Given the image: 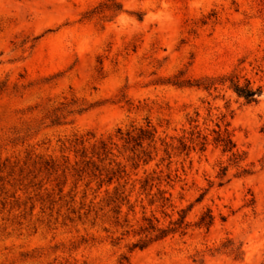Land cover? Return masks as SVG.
<instances>
[{"label": "rangeland", "instance_id": "1", "mask_svg": "<svg viewBox=\"0 0 264 264\" xmlns=\"http://www.w3.org/2000/svg\"><path fill=\"white\" fill-rule=\"evenodd\" d=\"M0 264H264V0H0Z\"/></svg>", "mask_w": 264, "mask_h": 264}, {"label": "trees", "instance_id": "2", "mask_svg": "<svg viewBox=\"0 0 264 264\" xmlns=\"http://www.w3.org/2000/svg\"><path fill=\"white\" fill-rule=\"evenodd\" d=\"M232 88L235 91V93L238 95V97L243 98L248 104L256 103L257 98L261 95L260 89L253 90L249 84L245 86H240L238 83L232 84ZM127 142L128 143H135L138 147H143L144 142L154 143L155 140V131L153 130H141L140 134L137 136L134 135H127ZM216 142L218 144H221L223 147V151L233 153L236 149V144L233 141L232 135L225 130L224 132H218ZM105 150V148L103 149ZM233 155H235L233 153ZM225 171V170H224ZM112 178L110 179V181ZM185 216L182 217V221L175 223L174 225L177 226L175 228H169V229H162L157 228L151 221H149V227L145 230L146 236L145 240H141L139 243L134 244L133 250L139 249L143 250L147 248L151 243L155 241L162 240L166 237H168L170 234L176 233L179 230H182V226L184 224ZM213 218L211 216L208 217V221L206 218H203L201 221V224H204L208 227L212 224Z\"/></svg>", "mask_w": 264, "mask_h": 264}]
</instances>
